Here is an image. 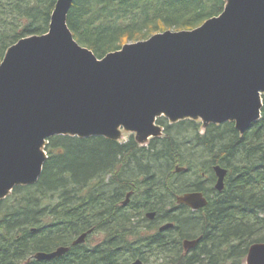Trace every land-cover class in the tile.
Segmentation results:
<instances>
[{"label":"trees","instance_id":"obj_1","mask_svg":"<svg viewBox=\"0 0 264 264\" xmlns=\"http://www.w3.org/2000/svg\"><path fill=\"white\" fill-rule=\"evenodd\" d=\"M56 3L0 0V63L20 39L48 32ZM226 3L74 0L68 25L82 45L102 58L158 32L194 29L219 15ZM262 99L261 118L244 134L232 121L209 124L201 132L195 121L180 120L173 129L159 119L165 135L147 147L134 136L126 142L105 136L49 137L39 180L18 185L0 199V264H129L137 258L145 264L151 259L157 264H243L250 245L264 241V93ZM181 132L192 135L183 138ZM204 155L205 161H199ZM215 164L229 169L225 188H212L209 204L198 211L177 204L180 193L209 191L200 166L206 171ZM180 166L186 169L178 171ZM152 210H157L154 221L145 217ZM164 221H174L173 229L150 231L154 222ZM90 229L86 242L73 244ZM99 231L106 238L89 243ZM198 236L196 247L185 251L184 239ZM62 245L70 249L61 257L33 258Z\"/></svg>","mask_w":264,"mask_h":264},{"label":"water","instance_id":"obj_2","mask_svg":"<svg viewBox=\"0 0 264 264\" xmlns=\"http://www.w3.org/2000/svg\"><path fill=\"white\" fill-rule=\"evenodd\" d=\"M73 1L57 0L48 32L20 39L0 63V199L39 180L45 143L54 135L119 140L125 129L146 142L162 134V116L172 122L200 118L205 127L232 121L244 134L261 118L264 0H227L219 15L194 29L158 32L102 58L70 29ZM214 170L222 191L228 168L216 164ZM176 199L193 209L209 202L202 191ZM129 200L130 193L124 204ZM172 227L166 222L160 230ZM92 231L73 244L84 243ZM200 241L184 239L185 250ZM69 249L62 245L34 257L49 261ZM245 264H264V241L250 245Z\"/></svg>","mask_w":264,"mask_h":264},{"label":"rangeland","instance_id":"obj_3","mask_svg":"<svg viewBox=\"0 0 264 264\" xmlns=\"http://www.w3.org/2000/svg\"><path fill=\"white\" fill-rule=\"evenodd\" d=\"M159 119H161V121H162V123L163 124H167V125H170V126H173V129H175V128H177V126H179L178 124V122H172L170 119H168V118H166V117H160ZM186 123L187 122H190V123H192V122H196L197 124H200V128H201V132H204L205 131V126H204V124H203V121L199 118V119H192V118H186L185 120H184ZM162 124V125H163ZM164 126V125H163ZM165 129H166V127H164ZM122 137L120 138V141H123V142H126V141H128L131 137H135V139L137 140V142H138V144L139 145H141V146H148L149 145V143H150V141L154 138V137H152V138H150L148 141H146V142H141V141H139L138 139H137V136H136V133L135 132H132V131H126L125 129H122ZM165 135V131H164V133H162L161 134V136H159V137H163ZM192 134H191V132H189V133H185V132H181V136L183 137V138H185V137H190ZM205 157H207V155H204V156H202V157H200L199 159V161H205L204 159H205ZM198 161V163H200ZM200 168H201V172H200V175H201V180H204L205 182H204V186H206V188H208V190L210 191V192H212V188H214V183H215V173H214V170H213V167H211L210 169H207L206 171H208V173H206L205 175H203V172H206L204 169H203V167L202 166H200ZM214 173V174H213ZM206 177V178H205ZM194 180H196V181H198V177L196 176V177H194L193 178ZM214 181V182H213ZM212 184V185H211ZM168 208V207H167ZM146 223V222H145ZM151 227V226H150ZM158 229V227L157 228H155V229H153L152 227H151V229H150V231L151 232H155L156 230ZM100 235H102L101 233H95L90 239H89V243H95L96 241H97V239H98V237L100 236ZM246 262V257L241 261V263H245ZM146 264H157V262H156V259H151L149 262H147Z\"/></svg>","mask_w":264,"mask_h":264},{"label":"flooded vegetation","instance_id":"obj_4","mask_svg":"<svg viewBox=\"0 0 264 264\" xmlns=\"http://www.w3.org/2000/svg\"><path fill=\"white\" fill-rule=\"evenodd\" d=\"M214 166V165H213ZM229 170V169H228ZM229 172V171H228ZM215 173V172H214ZM206 173L205 172H203V175H205ZM216 175V174H215ZM227 176H228V174H227ZM216 177V179H215V183H214V188L216 189V187H215V184H216V181H217V176H215ZM203 187H204V185H203ZM205 188H206V186H205ZM213 188V189H214ZM193 191H202V190H193ZM203 193H204V195L206 196V198L208 199V193L210 192V191H202ZM212 192L214 193V190H212ZM130 193V198H131V195H132V193L131 192H129ZM127 197H128V194H127ZM126 200H127V198H126ZM130 201V200H129ZM208 201H209V199H208ZM125 202V201H124ZM176 202H177V199H176ZM128 204V203H127ZM177 204H179L178 202H177ZM124 205H126V204H124ZM179 205H185V204H179ZM187 206V205H186ZM189 207V206H188ZM204 207H206V206H204ZM204 207H202V208H204ZM191 210H193V211H198V210H200V209H202V208H199V209H193V208H191V207H189ZM152 211H156L157 212V210H152ZM146 214H147V212L145 213V217H146ZM157 215V214H156ZM147 218V217H146ZM155 218H156V216H155ZM154 218V219H155ZM147 219H149V218H147ZM154 219H149V220H153L154 221ZM166 222H174V221H164V222H154L153 223V229L154 228H159V230H160V227L164 224V223H166ZM175 223V222H174ZM173 229V228H172ZM168 229H165V230H161V231H167ZM97 233H101L102 235H100L99 237H98V239H97V241H96V244L97 243H101L106 237H105V233L103 232V231H99V232H97ZM199 237V236H198ZM197 238V237H196ZM186 239V238H185ZM141 259V258H140ZM144 262V261H143ZM145 264V263H144Z\"/></svg>","mask_w":264,"mask_h":264},{"label":"bare ground","instance_id":"obj_5","mask_svg":"<svg viewBox=\"0 0 264 264\" xmlns=\"http://www.w3.org/2000/svg\"><path fill=\"white\" fill-rule=\"evenodd\" d=\"M212 169V168H211ZM209 171V170H208ZM229 173V172H228ZM214 174V173H213ZM215 175V174H214ZM216 176V175H215ZM206 178V177H205ZM214 179H216V177L214 178ZM214 182V181H213ZM212 185V184H211ZM205 187V186H204ZM176 194V193H175ZM212 194H215V193H213V192H209L208 193V195H212ZM174 196H176V195H174ZM213 196V195H212ZM215 196V195H214ZM127 197V196H126ZM104 198V197H103ZM134 199V198H133ZM208 199H210L209 197H208ZM126 201V200H125ZM143 202V201H142ZM102 204V203H101ZM208 204H209V202H208ZM207 204V205H208ZM206 205V206H207ZM124 208V207H123ZM143 210V209H142ZM171 211V210H170ZM140 212V211H139ZM171 213V212H170ZM183 215V214H182ZM116 217V216H115ZM146 219V218H145ZM181 222V221H180ZM35 227V226H34ZM186 231V230H185ZM200 231V230H199ZM208 231V230H207ZM189 232V231H188ZM193 232V231H192ZM172 233V232H171ZM201 233V232H200ZM51 237V236H50ZM78 237V236H77ZM199 237H201V236H199ZM198 238V237H197ZM186 239H195V238H186ZM201 239H202V237H201ZM75 240V239H74ZM52 241V240H51ZM75 245V244H74ZM78 246V245H77ZM75 247V246H74ZM185 248V247H184ZM195 248V247H194ZM202 248V247H201ZM76 249V248H75ZM120 249V248H119ZM193 249V248H192ZM178 251V250H177ZM235 251V250H234ZM92 253V252H91ZM80 255V254H79ZM197 257V256H196ZM29 258V257H28ZM61 260V259H60ZM70 260V259H69ZM9 261V260H8ZM29 261V260H28ZM71 262V261H70ZM98 264V263H97Z\"/></svg>","mask_w":264,"mask_h":264}]
</instances>
